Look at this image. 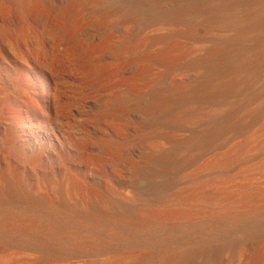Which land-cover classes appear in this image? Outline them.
I'll return each mask as SVG.
<instances>
[{"label": "bare ground", "instance_id": "6f19581e", "mask_svg": "<svg viewBox=\"0 0 264 264\" xmlns=\"http://www.w3.org/2000/svg\"><path fill=\"white\" fill-rule=\"evenodd\" d=\"M0 62L8 225L26 221L9 217L23 209L33 226L44 218L165 232L234 197L213 185L227 176L205 174L264 152V0H0ZM138 179L147 190L135 191ZM239 207L250 211L229 220L256 218L264 199ZM250 237L164 245L131 264H264V237Z\"/></svg>", "mask_w": 264, "mask_h": 264}, {"label": "rangeland", "instance_id": "374dc122", "mask_svg": "<svg viewBox=\"0 0 264 264\" xmlns=\"http://www.w3.org/2000/svg\"><path fill=\"white\" fill-rule=\"evenodd\" d=\"M114 1L107 0L109 3ZM3 75L0 62V76ZM263 122L250 135L259 131ZM18 132L22 134L21 127ZM71 133L79 141L82 140L80 129L74 128ZM231 146L205 156L188 172L210 161L215 154L228 151ZM35 149L32 147L31 151ZM66 151H71V147L68 146ZM262 160L264 152L225 174L219 171L205 174L211 177L227 176L228 180L224 183L213 185L223 186L233 192L234 197L202 208L203 213L199 216L173 222L165 232L136 231L130 234L127 230L109 225L94 227L76 222L58 223L44 218H38L40 222L33 226L29 221L37 217L17 209L9 217L20 215L25 222L14 221L8 225L0 219V264H38L44 257L52 258L49 264H106L113 260L115 264H131L133 255L148 253L164 245L171 250L193 249L199 244L213 248L226 242L239 243L249 236H256L250 237L256 242L264 237V210L252 220L236 222L228 218L250 211L247 207H239L244 197L257 194L264 199V171H257V163ZM244 172L246 175H242ZM149 185L148 180L138 179L134 188L136 192L145 191ZM128 186L130 188V184ZM203 227H207V230H202Z\"/></svg>", "mask_w": 264, "mask_h": 264}]
</instances>
